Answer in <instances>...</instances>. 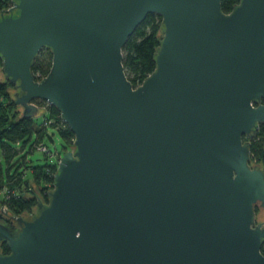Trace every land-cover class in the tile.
Wrapping results in <instances>:
<instances>
[{
    "label": "water",
    "instance_id": "95a60500",
    "mask_svg": "<svg viewBox=\"0 0 264 264\" xmlns=\"http://www.w3.org/2000/svg\"><path fill=\"white\" fill-rule=\"evenodd\" d=\"M14 10L0 17V60L15 104L26 118L36 102L55 107L75 139L47 202L28 216L0 209V264H264V170L250 152L264 124V0L228 14L221 0ZM149 14L162 39L134 87L122 49ZM42 49L52 62L36 80Z\"/></svg>",
    "mask_w": 264,
    "mask_h": 264
},
{
    "label": "trees",
    "instance_id": "16d2710c",
    "mask_svg": "<svg viewBox=\"0 0 264 264\" xmlns=\"http://www.w3.org/2000/svg\"><path fill=\"white\" fill-rule=\"evenodd\" d=\"M239 1L221 0L222 12L230 13ZM8 4L9 0H1L0 10L6 9ZM161 30L162 18L149 14L122 49L124 70L134 87L140 86L155 71V55L162 39ZM51 62L50 50L42 49L31 68L36 80L48 74ZM12 89L8 81L0 80V208L6 206L8 214L12 216H28L35 211L39 200L47 202V193L53 189L57 165L30 166L27 154L36 150L38 144H43L46 136L52 140L48 128L56 131L62 146L69 150L74 148L75 136L62 121L59 111L45 102H36L44 109L43 115L23 117L21 108L15 104V96L11 94ZM33 137L35 139L32 142ZM250 152L251 165L254 163L264 170V124L259 125L255 138L251 140ZM37 189L42 195L37 193ZM0 251L8 254L9 248L3 243ZM261 251L264 254V243Z\"/></svg>",
    "mask_w": 264,
    "mask_h": 264
},
{
    "label": "rangeland",
    "instance_id": "374dc122",
    "mask_svg": "<svg viewBox=\"0 0 264 264\" xmlns=\"http://www.w3.org/2000/svg\"><path fill=\"white\" fill-rule=\"evenodd\" d=\"M0 80H5L1 65H0ZM13 91H14V89L11 90L12 96H13ZM37 104H39V103H37ZM38 107L40 108L39 110H41V112L38 115L41 116L44 114V109L41 108L40 104ZM48 135L51 136L52 140H50L47 136L43 139V144L47 147L48 153H43V152L38 151V150H34L32 153H28L27 154L28 165L36 166V165L55 164V163L57 165V162L59 159L58 154L69 150L68 148H66V147L64 148L62 146V141L58 137L56 131H54L51 128H48ZM34 139H35V137H33L32 142L34 141ZM252 164H254V163H252ZM46 188H49V186H46ZM37 190H38L37 193L39 195H42L40 193V190L39 189H37Z\"/></svg>",
    "mask_w": 264,
    "mask_h": 264
},
{
    "label": "built area",
    "instance_id": "2783aa9c",
    "mask_svg": "<svg viewBox=\"0 0 264 264\" xmlns=\"http://www.w3.org/2000/svg\"><path fill=\"white\" fill-rule=\"evenodd\" d=\"M12 4H8V6L6 7V10H10L11 8H12ZM36 105H37V103H35ZM38 106V105H37ZM36 150H38V151H41V152H43V153H48V149H47V147L44 145V144H38L37 146H36ZM1 210H4V211H7V208H6V206H3V207H1L0 208Z\"/></svg>",
    "mask_w": 264,
    "mask_h": 264
},
{
    "label": "flooded vegetation",
    "instance_id": "af4514ba",
    "mask_svg": "<svg viewBox=\"0 0 264 264\" xmlns=\"http://www.w3.org/2000/svg\"><path fill=\"white\" fill-rule=\"evenodd\" d=\"M3 1V0H2ZM5 1V0H4ZM7 1V0H6ZM14 2H15V0H9V3L10 4H14ZM3 13V14H2ZM16 14V11L14 10L13 12H8V10H6V9H4V8H2L1 10H0V17L1 16H5V15H15ZM258 210L259 209H257V211L256 212H258ZM257 214V213H256ZM261 221H264V220H261Z\"/></svg>",
    "mask_w": 264,
    "mask_h": 264
}]
</instances>
